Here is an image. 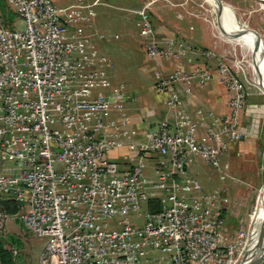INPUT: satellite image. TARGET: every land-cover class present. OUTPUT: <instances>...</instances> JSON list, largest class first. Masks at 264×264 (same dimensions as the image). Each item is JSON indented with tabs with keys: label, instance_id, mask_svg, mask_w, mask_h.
Here are the masks:
<instances>
[{
	"label": "built area",
	"instance_id": "built-area-1",
	"mask_svg": "<svg viewBox=\"0 0 264 264\" xmlns=\"http://www.w3.org/2000/svg\"><path fill=\"white\" fill-rule=\"evenodd\" d=\"M55 1L5 0L21 29L5 27L0 12V235L14 220L46 238L38 264H248L247 248L254 260L255 208L246 230L228 231L223 191L203 193L184 177L199 158L219 171L224 150L245 138L241 82L227 79L219 62L216 74L193 64V53H209L157 38L152 4L144 3L134 15L146 59L177 64L166 75L154 72L152 87L172 121L126 148L127 95L123 85L112 86L110 63L89 34L97 1L64 7ZM214 77L232 92L228 113L207 112L195 121L184 93ZM124 150L133 164L118 163ZM7 200L17 206L14 215L5 212ZM154 252L161 256L151 258Z\"/></svg>",
	"mask_w": 264,
	"mask_h": 264
},
{
	"label": "rangeland",
	"instance_id": "rangeland-1",
	"mask_svg": "<svg viewBox=\"0 0 264 264\" xmlns=\"http://www.w3.org/2000/svg\"><path fill=\"white\" fill-rule=\"evenodd\" d=\"M104 1L108 0H101L100 5L94 8L96 13L95 30L108 36L110 40L95 43L98 52L104 55L110 63L108 71L110 80L112 75L113 79L120 84L127 82L129 74L132 76L137 73L144 75L146 64L150 65L152 61H148L144 57L140 48L142 44L138 38L134 19L127 11L129 8L119 9V7L113 6L105 8L102 5ZM70 2L72 0H56L55 5L64 7ZM147 2H150L152 7L154 5L161 11L171 13L172 16L175 15L182 21L187 31L194 34L199 31L201 43L192 39L196 45L194 47L189 39L180 40L176 35L158 34L157 38L160 40H174L175 38L191 48L194 47L197 53H209L205 56L209 62H212L213 68L218 62L225 65L228 71L227 79H238L242 84L245 98L240 118L245 138L237 143V147H231V150L227 154L225 152L221 157L222 163L229 169L227 174L229 173V176L235 181L226 179L222 182L218 175L210 176V169L201 160H196L191 167V174L204 191H224L229 207L225 216L228 231L236 232L239 228L246 230L253 216L254 208L251 228L255 229L256 220L259 218V215L256 217L255 215L264 207V91L253 82L250 69L252 58L249 51L241 44H237L241 42L237 40L238 38L221 33L214 20L215 15L206 0H145V3ZM220 2L229 7L232 14L227 12L228 17L232 18L233 15L234 21L243 25L247 33L259 37L264 44V11L257 0H220ZM5 5L10 10L6 2ZM149 17L153 29L157 32V25L153 22L154 17L152 19V14H149ZM13 20L15 28L21 29L16 15ZM220 24L222 25V23ZM240 25L234 30L244 31ZM116 35L120 39H113ZM203 57H199L198 61H202ZM213 72L216 74L215 69ZM149 75L146 73L145 77ZM148 88L151 89L150 81L147 84ZM223 88L225 91L229 90L227 85H223ZM250 138H256L255 149L253 148L255 145L251 147V144L246 143ZM130 163L133 164V162ZM130 220L135 226L142 225L141 217L131 216ZM4 235L13 236L22 245L19 250L14 251L18 264H38V258L46 243V238H38L25 231L14 220L7 222ZM6 247L9 248L8 245ZM150 256L156 259L161 255L154 252Z\"/></svg>",
	"mask_w": 264,
	"mask_h": 264
},
{
	"label": "crops",
	"instance_id": "crops-1",
	"mask_svg": "<svg viewBox=\"0 0 264 264\" xmlns=\"http://www.w3.org/2000/svg\"><path fill=\"white\" fill-rule=\"evenodd\" d=\"M1 1L5 3L4 0H1ZM76 1L77 0H72V2L68 3L67 5L76 3ZM86 1H87L86 2L87 4H91L97 1L96 5L93 7L94 17L92 19V26L89 30V34L93 35V39L95 42L101 41V40L96 39L94 36V34H98V35L100 34L95 30L96 13H95L94 8L97 5H100L101 0H86ZM144 3H145V0L144 1L143 0L142 1L141 0H108V1H104L102 5L105 8L113 6V7H119V9H123L124 7H128L129 9L127 11L130 14V16L133 17L134 24H135L136 16L134 15V12L137 11L140 7H142ZM231 4H233V2H231ZM213 8L214 7H212V13H213ZM150 14H152V19L154 17L153 22L158 26L157 27L155 25L157 36L158 34L159 35L162 34L165 36L176 35V37L179 38L180 40L189 39L192 42L194 47L196 45H194L193 41L197 42L201 38L199 31L195 32L196 34L187 31L186 28L183 26L182 21L179 20L175 15L172 16L171 13H168L166 11H161L157 9L156 7H154V5L151 8ZM11 19H12L11 23L15 24V22H13L14 21L13 16L11 17ZM166 19H168V21H166ZM135 28H136V24H135ZM136 30L138 32L137 28ZM138 38L142 44V40L140 39L139 35H138ZM113 39L117 40L120 38L116 35L113 37ZM109 40L110 38L108 37V41ZM140 48L142 49L144 57L146 58L143 46L142 47L140 46ZM191 59L195 60L193 64L201 65L205 63L206 65L209 66L210 70L215 69L213 68L214 66L211 64L212 62H209L206 59H202V61H198L197 54L193 53L191 56ZM182 66L185 68V70L189 69V65L187 66L186 63H184V65ZM176 67H177V64L175 62H169V63L163 62V61H159V63L150 62V65L146 64V69L144 70V73L146 72L147 75L150 74L149 76L145 77L146 73L144 75H140L139 73H137L135 74V76H132L131 74H129L127 76V82H123L119 84L113 79L112 75H111V80H110L109 74H108V71L110 70V66H109L107 70V76L109 80L111 81L112 86L115 87L118 85H123L125 89V93L127 95L126 111H127V117H128V123H129V129H128L129 132L127 133L124 139L126 148L131 149L133 146L136 147L145 135L157 130L159 124L163 122L165 119L172 121L171 119H169L172 117V113L166 107L165 98L162 95L156 94L153 91L152 87H153V84L157 81V77L155 76L154 72L157 71L161 75H166L171 70L176 69ZM149 81H150L151 89L149 88L147 89V84ZM96 94H102V91H99ZM184 94L187 97L186 98L187 110L195 121H198L200 118H204L207 112H212L216 116L225 115L228 113L227 105H228V99L231 97V92L225 91L222 84L216 80V77H214L211 81H209L204 86L194 85L190 89L189 93L186 91ZM240 122H242L241 118H240ZM131 131H134L136 135L132 136ZM255 139L256 138H250L248 139V141H246L247 144H251V147L252 145H255V147L253 146L254 149L256 148ZM231 147H237V143H231L230 145H228V147L224 150L223 154L225 152L227 154L231 150ZM127 150L122 151L117 158L118 163L121 166H123L124 164L126 165L131 164L130 163L131 161H129V157H128L129 153ZM197 160H201L204 163V161L200 158ZM194 163H192L190 167L185 169L184 177L194 178L191 174V167L194 165ZM221 163H222V158H221ZM148 164L149 163H147V166L145 169V176L146 178L150 179L151 178L150 169H149ZM222 164H220L221 167L219 171H215L210 166L206 164L205 165L208 166V168L210 169V176L218 175L219 180L222 182L225 181L226 179L234 180L232 177L229 176V173L227 174V171L229 170L227 166H225L224 164L223 166ZM201 190L203 193H209V194L213 193L214 191L216 192L218 191V190H214L213 192H206L202 189V187H201ZM223 195L227 199L224 191H223Z\"/></svg>",
	"mask_w": 264,
	"mask_h": 264
},
{
	"label": "bare ground",
	"instance_id": "bare-ground-1",
	"mask_svg": "<svg viewBox=\"0 0 264 264\" xmlns=\"http://www.w3.org/2000/svg\"><path fill=\"white\" fill-rule=\"evenodd\" d=\"M206 2L211 7V9L212 7H214L213 15H215V21L221 33L222 34L225 33V35L227 34L233 38H238L237 40L241 42H238L237 44H241L242 46L247 48V50L249 51V54L252 58L250 69H251V75L253 78V82L257 84L264 91V44L263 42L261 41L259 37H255V35L247 33L243 25H240L237 21H234L233 15H232V18L228 17L227 16L228 14L226 15L227 12L232 14L229 7L222 5V11H220V18L218 19L217 18L218 6L216 2L214 0H206ZM220 23H222L223 26ZM239 25L242 26L244 31L240 29L234 30ZM257 215H259V218L256 220L255 229L252 228L254 230L255 235H258L261 232V229H264V207L258 212V214L256 213L255 217ZM254 218H253V221H254ZM255 245H256V239H253L249 246V249L254 248ZM253 252L254 250H252V253Z\"/></svg>",
	"mask_w": 264,
	"mask_h": 264
},
{
	"label": "trees",
	"instance_id": "trees-1",
	"mask_svg": "<svg viewBox=\"0 0 264 264\" xmlns=\"http://www.w3.org/2000/svg\"><path fill=\"white\" fill-rule=\"evenodd\" d=\"M0 12L4 20L5 27L11 28V17L13 16L14 18V13L12 11H9L5 3H3L1 0ZM1 203L5 208V212L7 215H14L17 212V206L13 201L7 200ZM7 245L9 246V248L6 247ZM21 246V243L13 236L0 235V264H18L16 259L17 257L13 252L15 250H19Z\"/></svg>",
	"mask_w": 264,
	"mask_h": 264
},
{
	"label": "water",
	"instance_id": "water-1",
	"mask_svg": "<svg viewBox=\"0 0 264 264\" xmlns=\"http://www.w3.org/2000/svg\"><path fill=\"white\" fill-rule=\"evenodd\" d=\"M218 6L217 10V18H220V11H222V3L219 0H214ZM260 5H264V2L261 0H257ZM257 250L258 254L254 258V260H251L249 255L248 248L245 250L244 255L246 258L249 259L248 264H260L264 260V229H261V232L259 233V236L257 238Z\"/></svg>",
	"mask_w": 264,
	"mask_h": 264
}]
</instances>
